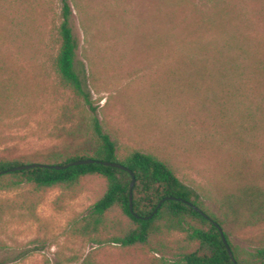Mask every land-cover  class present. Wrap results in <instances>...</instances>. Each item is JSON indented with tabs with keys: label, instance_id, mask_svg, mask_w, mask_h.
<instances>
[{
	"label": "rangeland",
	"instance_id": "374dc122",
	"mask_svg": "<svg viewBox=\"0 0 264 264\" xmlns=\"http://www.w3.org/2000/svg\"><path fill=\"white\" fill-rule=\"evenodd\" d=\"M68 1L79 42L75 69L119 153L164 160L223 221L234 246L245 253L263 247L264 0H239L212 25L201 15L205 7L191 13L174 7L177 0ZM61 7V0H41L32 49L0 46V65L19 84L0 108V158L60 149L93 116L54 65ZM105 187L92 175L69 186L0 189V264H80L87 255L96 264H181L182 249L194 247L182 232L121 247L73 231ZM245 194L254 197L255 215ZM110 216L129 228L118 208Z\"/></svg>",
	"mask_w": 264,
	"mask_h": 264
},
{
	"label": "trees",
	"instance_id": "16d2710c",
	"mask_svg": "<svg viewBox=\"0 0 264 264\" xmlns=\"http://www.w3.org/2000/svg\"><path fill=\"white\" fill-rule=\"evenodd\" d=\"M238 1L177 0L173 6L191 13L203 6L205 8L201 15H206L207 23L212 25L238 8ZM40 2L41 0H0V46H8L18 52L23 44L32 47L31 36L41 29L38 22L41 15ZM61 2V22L57 32L59 49L54 65L62 84L90 106L93 116L84 124L82 132L75 128L70 131L68 145L34 158H0V171L31 163L66 165L76 160L93 159L117 162L130 169L134 177L133 186L131 187L133 178L128 171L94 162L63 169L32 167L7 172L0 175V189L10 190L22 183L33 184L41 189L57 185L69 186L86 176L98 175L106 181L105 191L94 202L89 214L73 227L74 232L88 237L92 243L100 245L109 242L121 247H133L147 245L155 236L168 232H182L186 234L187 244L194 247L182 249L179 254L181 264H264V246L250 253L242 252L234 246L224 231L223 221L204 208L195 190L182 183L167 162L152 153L139 150L119 153L116 143L103 130L96 107L92 104L90 91L75 69L79 42L70 23L73 11L68 0ZM206 10L212 13L207 14ZM2 57L4 59L5 55ZM18 87L14 75L0 65V108L14 98L12 92ZM245 195L247 209L255 215L254 197ZM130 197L133 213L141 218L135 217L130 211ZM161 200L164 201L157 208ZM183 200L197 206L222 227L235 263L214 224ZM116 208L130 224L127 230H122L119 223L110 216ZM116 228L118 232L112 233V229ZM105 234L108 235L107 238H104ZM158 244L163 246L162 240ZM80 264L96 263L87 255Z\"/></svg>",
	"mask_w": 264,
	"mask_h": 264
},
{
	"label": "water",
	"instance_id": "95a60500",
	"mask_svg": "<svg viewBox=\"0 0 264 264\" xmlns=\"http://www.w3.org/2000/svg\"><path fill=\"white\" fill-rule=\"evenodd\" d=\"M101 163L103 165H107V166H112V167H115V168H118V169H121V170H126L128 171L132 178H133V181L131 183V187L133 186V182H134V177H133V173L130 169H128L127 167H125L124 165L120 164V163H117V162H110V161H97V160H93V159H82V160H76V161H73L69 164H66V165H48V164H40V163H31V164H25V165H21V166H17V167H13V168H10V169H7V170H4V171H0V175L1 174H4V173H7V172H13V171H18V170H24V169H29V168H32V167H44V168H53V169H63V168H67L69 166H73V165H81V164H87V163ZM175 199V198H173ZM164 200H161L158 205H157V208L160 206V204L163 202ZM184 202L188 203L191 207H193L196 211H198L203 217H205L206 219H209L213 224L214 226L218 229L221 237H222V240L227 248V251L229 253V256L231 257L232 261L235 263V260H234V257H233V253L231 251V248L225 238V235H224V231L222 229V227L215 221H213L212 219H210L208 217L207 214H205L201 209H199L197 206H195L194 204L190 203V202H187L185 200H183ZM156 208V209H157ZM155 209V211H156ZM130 211L133 213V209H132V204H131V197H130ZM135 217L137 218H141L140 216L136 215L135 213H133ZM150 217V216H148ZM148 217H143V218H148Z\"/></svg>",
	"mask_w": 264,
	"mask_h": 264
}]
</instances>
